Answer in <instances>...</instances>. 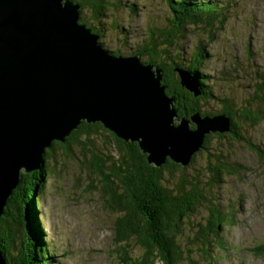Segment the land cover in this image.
Listing matches in <instances>:
<instances>
[{"label": "rangeland", "instance_id": "rangeland-1", "mask_svg": "<svg viewBox=\"0 0 264 264\" xmlns=\"http://www.w3.org/2000/svg\"><path fill=\"white\" fill-rule=\"evenodd\" d=\"M89 1L94 5L104 1L103 16L98 17L99 12L96 10L93 15L87 7L82 12L81 5L74 2L80 6L78 23L85 25L81 22L83 18L87 30L93 31L92 27L97 29L101 34L93 33L100 37L99 44L114 58L138 57L141 61V57L155 58L152 54L154 52L157 61L163 66V69L157 67L162 73L161 87H165L164 70L169 79L173 76L175 79L181 78L179 72H188L191 67L197 76L202 71L206 87H203L199 79L203 87L195 95L200 96L197 106L199 111L180 117L174 103L172 108L177 114L172 126L179 127L185 118L190 122V129L194 130L197 125L191 117L197 114L202 120L225 115L231 119L232 126L228 132L207 133L202 147L191 154L186 166H181V163L169 157L167 159L184 168V174L189 180L198 177L206 184L214 180L212 183L215 186L207 191V197L223 210L221 216L224 220L209 235V245L213 250L211 256H208L209 264H264V254L258 255L264 246V161L260 158L264 151V114L261 113L259 120L256 114L264 100V0H189L199 4L196 9L199 13L185 20L177 10H173L168 0ZM167 28H176L175 36L159 38L161 31ZM155 33L159 40L156 46L150 48L147 45ZM167 40H170V44L163 42ZM174 67L177 75L173 72ZM192 78L198 83L194 76ZM166 88V97L174 98L167 94ZM184 88L189 91L187 87ZM225 109L234 114L221 113ZM245 112L252 113L255 118L243 116ZM79 122L76 129L64 136L65 140L83 123H102H88L86 119ZM99 131L93 140L95 148L89 147L86 151L87 158L80 148L70 157L67 156V150L53 147L55 141L64 142L53 139L40 155L37 169L27 173L24 167L20 169L19 183L23 176L37 174L31 179L30 185L38 183L40 188L36 194L41 199L39 213L35 214V218L32 216V208L22 218V222L26 223V232L23 233L28 237L27 224L30 219L31 225L35 227L38 222L41 224L43 244L50 252L52 264H123L120 248L125 244H118L115 232H118V226L124 221H121L124 212L113 208L115 206L111 201L117 184L110 186L115 191H111L109 199L103 192L102 176L87 164L93 158L91 153L96 152L106 162L102 168L108 174L111 170L109 158L117 157L110 134L104 129ZM87 137L91 140L93 136ZM81 140L86 142L85 137ZM216 157L223 158L229 171L221 174L217 171L218 180L212 178L209 168L213 167V161L214 167L217 165ZM180 173L170 176L166 172V186L172 188L177 185L182 176ZM107 199L110 201L107 202ZM7 201L0 222L8 206ZM207 209L201 206L184 222L180 244L185 251H192V264H207L194 237L196 228L205 225L210 214ZM14 214L10 212L6 222L10 223ZM4 225L9 229L10 243L4 253L0 244L2 264H27L31 261L30 253L24 252L22 234L17 231L16 221ZM128 251L133 259L143 253L134 240L130 242ZM183 264L190 263L186 260Z\"/></svg>", "mask_w": 264, "mask_h": 264}, {"label": "water", "instance_id": "water-1", "mask_svg": "<svg viewBox=\"0 0 264 264\" xmlns=\"http://www.w3.org/2000/svg\"><path fill=\"white\" fill-rule=\"evenodd\" d=\"M78 9L66 0H0V216L20 169H37L44 149L81 119L139 143L157 167L167 157L186 166L207 133L230 130L224 115H193L194 130L185 118L172 126L175 98H166L161 70L111 56L78 23ZM182 85L199 94L196 83Z\"/></svg>", "mask_w": 264, "mask_h": 264}, {"label": "trees", "instance_id": "trees-1", "mask_svg": "<svg viewBox=\"0 0 264 264\" xmlns=\"http://www.w3.org/2000/svg\"><path fill=\"white\" fill-rule=\"evenodd\" d=\"M71 1L80 4L82 12L87 7L92 10L93 15L96 10L99 12L98 17L103 16L102 8H105V6L102 3H104V1H102V3L99 2L97 5L91 4L89 0ZM168 1L173 7V10H177L183 20L190 18L191 16L193 18L199 13V11H196L199 7V4L197 3L196 6V4L191 3L189 0H187V2L186 0ZM194 6H196L194 9L195 12L192 11ZM182 18L179 20H182ZM81 22L86 25L83 18ZM92 29L95 33L99 35L101 34L97 29L93 27ZM175 30L176 28L172 30H169V28H167V30L164 29V31H161L162 33H160L159 38L166 36L168 39L169 37L175 36ZM159 38L156 33L152 34L151 42L148 43L147 46H150V48L156 46ZM169 41L170 40L163 42L170 44ZM152 54H154L155 58L150 57L149 59H144L140 56L141 61H143L146 65L153 66L154 68H162L163 66L157 61V54L154 52ZM178 66L179 65H177L176 68ZM191 69L193 70V67H191ZM191 69H188V72H190L191 75L197 79V81L200 79V82H202L204 87L205 80L203 78L202 71L201 73L198 72L199 76H197L196 71L193 72ZM173 72L176 74L175 67L173 68ZM163 75V84L167 87L166 92L169 96L175 98V108L178 110L179 116H190L199 111L197 106L200 101V96L196 97L193 93L187 91L181 85V78L178 77L175 79V76H173L170 79L175 80H170L165 70ZM201 87L202 86L199 83L200 90ZM262 103V108L258 109L256 113L257 120H259V116L262 112L264 114V100ZM186 112L189 113L187 114ZM221 113L227 115L234 114V112H227L226 109ZM243 116L248 117L249 119L255 118V115L250 112H245ZM193 127L194 126H192V128ZM99 129H104V131L109 133L112 137L111 139H113L112 141L115 145V153L117 154V157L109 158L111 161V170L108 174L106 172L104 173L102 168L106 162L103 161V157L97 156L98 153L96 152L91 153L93 158L91 161L87 162V164L91 169L102 176L103 192L109 199H111V191H115L110 186L114 187L115 184H117V192L115 191L112 193L113 199H111V201L113 200V204L115 206L113 208L124 212V216L121 219V221H124H122V224L118 226V232H115L118 244H125L124 247L120 248L122 263L183 264L186 260H188V262L192 264V257L194 256L192 255V251H185L180 244L182 242L181 239L183 238V229L185 226L184 222L186 218H189L191 213L196 212V210H198L201 206H204L208 208L207 210L210 214L206 218L205 225H201L199 226L200 228H196L194 237L198 241V248L203 253V256H205L202 258L207 264H209L208 256H211V252H213L212 247L209 245V235L213 229L218 228L220 222L222 223L224 220L221 216L223 210H220L218 206L213 204L207 197V191L211 190V188L215 186L212 183L214 180H209L207 184L204 183L203 179L198 177H195L194 180H189L184 174L185 169L181 167L182 165L179 166L172 163L168 160L170 157L167 159V164L164 163L161 167H154L150 165L148 162V156L142 152L139 143L119 139L114 132L103 126L102 123H83L77 131H74L72 135L64 141V143L56 142L53 147L67 150L69 153H66V155L69 157L76 152L77 148L82 149V154L86 155V151L89 147L95 148L93 140L95 134L100 132ZM87 135L93 136L92 139L90 140ZM84 137L86 142H82L81 140ZM51 151L52 150H49L48 152ZM46 157H48V153ZM87 157L88 156L86 155V158ZM260 158L264 161V151L261 152ZM216 162L217 165L215 167V162L213 161V167L209 168L212 178L218 180L219 177L217 178V171L220 172V174L222 172L225 173L229 171L227 169L228 166L224 164L222 157H216ZM166 172L170 176H176L179 172H181L180 175L182 176L179 182L172 188L167 187L164 182ZM35 175L37 174L23 176L19 185L10 195L7 201L8 206L5 208V214L0 222V244L4 253L10 243L9 229L4 224H10L16 221L17 231L22 234L24 252L25 254L30 253L29 258L31 261L27 262V264H52L50 260V252L43 244L41 224L38 222V225L35 227V225H31L32 221L30 219L27 224L28 237H26L23 233L24 231L26 232V223L22 222V218L28 214V210L32 208V216L34 218L35 214L39 213L38 205L41 203V199L36 193L39 191L40 187H38L37 182L33 183L32 186L30 185V181H32L31 179L33 176L35 177ZM103 196L105 197L104 194ZM108 201L110 200L107 199V202ZM10 212L15 214L14 217H11L12 220H9V223L6 221L10 216ZM133 240L143 250V253L140 255V257L142 256L141 258H131L132 254L128 251V248L130 247V242ZM41 241L42 244H39ZM262 254H264V246L261 248V252L258 255Z\"/></svg>", "mask_w": 264, "mask_h": 264}, {"label": "bare ground", "instance_id": "bare-ground-1", "mask_svg": "<svg viewBox=\"0 0 264 264\" xmlns=\"http://www.w3.org/2000/svg\"><path fill=\"white\" fill-rule=\"evenodd\" d=\"M66 1H69V2H72V1H70V0H66ZM73 4H74V2H72ZM74 5H76V4H74ZM76 6H78V5H76ZM77 18H78V22H80V11H79V9H78V15H77ZM82 26H84V29H85V25H82ZM87 29V28H86ZM85 29V30H86ZM91 31V33L92 34H94L93 33V31L92 30H90ZM99 37V36H98ZM99 39H100V37H99ZM99 39H98V43H99ZM102 47V46H101ZM187 81V85H191V84H195L196 83V81L194 80V78H192V76H191V74H189V77L187 76L185 79H183V82H186ZM188 81L191 83H188ZM196 87L198 88V90H200V88H199V84L198 83H196ZM194 95H196L195 93H194ZM167 98V97H166ZM225 116V115H224ZM217 117V116H216ZM204 118V117H203ZM79 124H80V122H79ZM232 126V125H231ZM230 126V127H231ZM73 132V131H72ZM214 133V132H213ZM56 142V141H55ZM54 142V143H55ZM54 145V144H53ZM167 164V163H166ZM24 174V173H23ZM9 199V198H8Z\"/></svg>", "mask_w": 264, "mask_h": 264}]
</instances>
